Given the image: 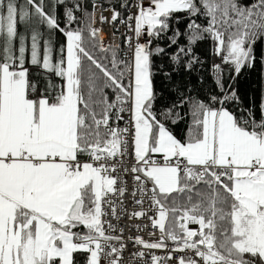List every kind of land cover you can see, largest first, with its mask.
I'll list each match as a JSON object with an SVG mask.
<instances>
[{
	"label": "snow or ice",
	"instance_id": "obj_1",
	"mask_svg": "<svg viewBox=\"0 0 264 264\" xmlns=\"http://www.w3.org/2000/svg\"><path fill=\"white\" fill-rule=\"evenodd\" d=\"M0 264H264V0H0Z\"/></svg>",
	"mask_w": 264,
	"mask_h": 264
},
{
	"label": "trees",
	"instance_id": "obj_2",
	"mask_svg": "<svg viewBox=\"0 0 264 264\" xmlns=\"http://www.w3.org/2000/svg\"><path fill=\"white\" fill-rule=\"evenodd\" d=\"M183 27V25H181ZM208 45H202V49H207ZM200 54L202 56H207L206 51H201ZM260 54V47L257 46V55ZM218 62V61H217ZM202 75H207L206 73H201ZM210 79L206 80V83H210ZM192 83L196 84V78L195 76L192 77ZM236 87L238 90V93L240 94L242 99H245L247 97H255L257 102L259 101V92H260V83L259 78L256 73L253 72H244L241 74L236 83ZM185 129V125L181 124L178 128H175V133L179 136L183 133Z\"/></svg>",
	"mask_w": 264,
	"mask_h": 264
},
{
	"label": "built area",
	"instance_id": "obj_3",
	"mask_svg": "<svg viewBox=\"0 0 264 264\" xmlns=\"http://www.w3.org/2000/svg\"><path fill=\"white\" fill-rule=\"evenodd\" d=\"M129 212H131L133 210V206L132 205H129V208H128ZM124 223L126 225H128V231H126L125 235H144L145 238H148V233L147 231L141 233L139 231H133L131 230V225L134 224V223H147V221H128L127 219H125ZM196 227V226H194ZM132 246L129 245V248H131ZM125 261L127 262V253L125 254Z\"/></svg>",
	"mask_w": 264,
	"mask_h": 264
},
{
	"label": "water",
	"instance_id": "obj_4",
	"mask_svg": "<svg viewBox=\"0 0 264 264\" xmlns=\"http://www.w3.org/2000/svg\"><path fill=\"white\" fill-rule=\"evenodd\" d=\"M194 227V226H193Z\"/></svg>",
	"mask_w": 264,
	"mask_h": 264
}]
</instances>
